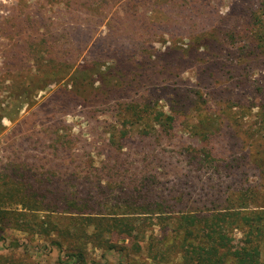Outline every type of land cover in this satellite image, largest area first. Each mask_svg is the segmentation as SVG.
<instances>
[{
	"label": "rangeland",
	"instance_id": "obj_1",
	"mask_svg": "<svg viewBox=\"0 0 264 264\" xmlns=\"http://www.w3.org/2000/svg\"><path fill=\"white\" fill-rule=\"evenodd\" d=\"M55 1L57 0H11L6 5L0 4V172L4 173V178L0 179L1 188L5 184L11 186L15 183H26L30 187L40 182L41 176L35 175L40 172L44 174V183L50 186L49 178L57 175L56 157L59 155L62 161L59 173L61 181L65 183L67 175L73 172H76L74 176L81 174L83 177H91L93 183L86 185L87 197L104 192L105 200L100 204L109 206L116 204L113 200L117 192L114 190L119 180L116 177L110 180L107 175L102 174L107 171L118 174L120 168H114L113 164L120 162L128 165L129 169L143 170L144 175L153 183L151 189L156 196L145 202L148 205L144 203L143 206L150 207L157 202L156 204L162 205L165 213L127 216L130 226L134 228L132 234L105 236L109 242L103 243L102 247H96L85 238L64 241L54 235L24 232L0 223V264H78L72 259L67 260L69 255L77 251L83 252L86 264H184L181 253L189 247L187 241L196 245L201 231L196 230L190 236L189 233L183 236L181 232L175 238L172 231L179 225L177 220L181 215L200 214L198 216L203 217L219 210L224 212L230 207L229 200L240 201L237 196L245 199L247 193L257 194L260 200L250 204L246 202L242 211H264V175L255 166L254 159L258 157V153L252 142L260 133H256L259 127L256 122L258 101L251 98V88L243 92L242 98L250 108L242 113L238 109L241 104H233L235 106L226 113L236 114L237 118L230 121L224 115L218 116L220 104L217 102L208 104L209 109H205V106L194 108L198 101L196 97H204L207 93V88H203L200 80L204 76L200 71L210 58L206 53L163 77L158 76L159 80H147L143 91L153 95L155 109L173 114L167 99H170V93L180 90L186 91L193 101L189 112L182 118L175 117L167 134L161 133L157 124L150 123L149 120L144 123L136 119L119 118V102L116 101L117 96H113L116 94L112 93V89H117L121 80L115 72L103 80L104 87L97 83L94 85L98 88V98L95 101L99 103L96 106L80 100L74 103L72 98L60 96L69 88V84L63 81L59 84L50 82L39 90L37 87L42 84L36 81L37 76L42 71L51 72L54 69L51 68L52 61L76 57L78 62L92 63L99 38L110 31L109 27L113 30L131 29L124 21L129 0H118L109 11L99 16L101 18L98 19L97 26L92 28L88 42L74 52L73 35L67 34V30L61 31L69 27L59 20L61 0ZM263 1L212 0V11L226 17L219 19L217 16L208 24L207 29L212 31L210 27H215V30H221L232 24H243L244 13L254 10ZM147 2L151 5L150 22L158 25L164 23V0H146ZM38 7L41 9L37 10ZM135 7L139 11L143 9L140 3L133 6V9ZM42 10L54 22L47 24L44 29L37 28L33 22L38 20V15L40 18ZM101 19L102 23L99 22ZM87 28L85 22V29ZM196 31L195 26L188 29L186 25L170 29L158 28L151 36H145L144 48L152 50L153 55L156 52H166L172 44L184 48ZM78 38L76 35V39ZM57 39L61 41V46L59 52L55 53ZM121 43L124 47L127 45L126 41L122 40ZM41 58L45 62L39 61ZM259 59H264V55H259ZM95 63L100 72L107 65L112 66L111 60L100 56ZM260 64H252L250 77L253 80L264 74V64ZM224 85L226 84L215 83L212 87L221 89ZM237 96L241 97L239 91ZM206 115L211 117L213 136L200 143L196 136L191 135V129L198 124L200 116ZM152 124L155 125L156 132L150 130ZM236 132L251 137L247 141H241L235 136ZM58 137L61 139L56 141ZM59 145L61 147L57 149ZM210 148L214 151L213 161L206 160L201 154L202 151L209 152ZM243 156L245 158L240 160V164H244L239 168L235 163L232 168L226 166V163L236 157ZM88 158L92 160V168L82 166ZM12 167H18L21 173H28L32 176L31 181L27 178L25 183L20 182V179L11 178L9 173L5 174V170ZM90 170L97 172L92 176L89 174ZM98 173L99 176H96ZM72 185L74 184H69L70 191ZM177 197L179 198L175 200ZM91 231L88 229L89 234ZM164 233L168 236L167 245L175 250L167 259L159 257V246L156 243ZM229 235L232 237V246L240 247L243 244L244 237L239 228L232 229ZM257 243L264 259V238ZM109 245L115 248L110 250L107 248Z\"/></svg>",
	"mask_w": 264,
	"mask_h": 264
},
{
	"label": "trees",
	"instance_id": "obj_2",
	"mask_svg": "<svg viewBox=\"0 0 264 264\" xmlns=\"http://www.w3.org/2000/svg\"><path fill=\"white\" fill-rule=\"evenodd\" d=\"M211 1L164 0L163 9L166 21L158 25L150 22L152 15L150 2L129 0L124 21L131 29L113 30L109 27L110 21L107 20L109 22L107 27L110 28V31L99 38L100 42L93 55L96 61L98 56L111 60L112 66L107 65L105 70L100 72V68L96 67L95 60L92 63H85L76 61V57L65 61L57 58L54 59V62L52 61L51 68L54 69L51 72L42 71L37 76L36 81L42 84L37 88L41 90L50 82L59 84L63 81V83L69 84V88L60 96L70 97L74 103L76 100H80L90 106H96L99 103V101H95L98 98V88H95L94 85L97 83L100 87H104L103 80L107 75L116 73L118 79L121 80V85L117 89H112L114 90L112 93L115 92L116 95L113 96H117L116 101L119 102V118L136 119L144 121V123L149 120L150 123L157 124L161 133L167 134L175 117L182 118L189 112L193 101L190 100L186 91L170 93L171 97L167 101L172 107L174 115L165 113L153 107V95L143 91V88L147 84V80H159L158 76L163 77L182 65L194 62L199 55L206 53L210 58L200 71L204 75L200 80L204 85L203 88H207V93L204 97H196L199 102H196L194 108L205 106V109H209L210 105L208 104L217 102L220 104L218 116L224 115L231 121L237 118V115L226 112L235 106L233 104H241L238 109L242 113L250 108L249 104L245 105L242 98L243 92H247L248 88H251V98L258 101L256 122L259 127L256 133L260 132L255 139L252 138L253 146L258 153L254 162L264 175V74L257 76L254 80L250 77L252 64L253 66L259 65V63L264 64V59H259V55H264V1L254 10L244 13L243 24H232L221 30L210 27L212 30L210 31L207 26L214 18L218 16L219 19H225L226 17V15L219 16L218 13L212 11ZM55 2H59V0ZM60 3H62V9L61 12L58 9L61 14L59 20L69 25L61 31L67 30V34L73 35L75 41L72 43V49L77 52L90 39L92 28L97 26L98 19L101 18L99 16L109 11L115 3H118V0H61ZM139 3L143 8L142 11H139L137 7L133 9V6H137ZM39 9L41 7L37 8V10ZM45 12L42 10L40 18L38 15V20L33 21L37 28L44 29L47 24L54 23L53 19L50 20L46 17ZM94 19H97L95 23ZM85 22L88 26L87 29H85ZM99 22L102 23V19ZM184 25L188 29L193 26L197 28L195 36L188 40L184 48L172 44L166 52H156L154 55L152 50L144 48L145 36H151L152 32L158 28L170 29ZM76 35L79 36L78 39H76ZM122 40L127 43L125 47L121 43ZM60 42L59 39L56 40L58 46L55 53L59 52ZM39 61L45 62L42 58ZM38 64L41 65V63ZM124 81L126 82L123 83ZM215 83L226 85L221 89H213L212 85ZM238 91L241 97L237 96ZM162 93L165 95L164 90ZM200 117L198 124H195L191 129V135L196 136L199 142L213 134L210 115ZM150 126V130L156 132L155 125ZM234 134L241 141H247L251 137L240 135L241 133L237 132ZM59 139L61 138H56V141ZM213 143L215 144V141ZM59 147L61 145L57 146V149ZM213 152L210 148L209 152L199 153L204 155L206 160L213 161L215 158ZM244 158L245 156L236 157L226 163V166L232 168L235 163L239 165V168L244 164V162L240 164V160H244ZM56 160L58 168L55 170V174L57 175L49 178L50 186L44 183L42 178L44 174L41 172L35 174L41 176L40 182L29 187L25 180L28 178L31 181L32 176H29L28 173H21L18 167L5 170V174L9 173L14 180L20 179L19 181L24 182L25 185L15 183L11 186L5 184L4 188L0 186V223L3 226L24 232L43 233L46 236L54 235L64 241L85 238L87 242L96 247H102L103 243L109 242L105 236L132 234L134 228L130 226L127 216L149 213L162 215L165 213L162 205L156 204L157 202L152 203L150 207L143 206L148 205L145 202L156 198V196L151 189L153 183L148 180L141 169H129L128 165L118 162L113 164L114 168H120L118 174L108 171L102 174L107 175L110 180H113L114 177L119 180L115 184L114 190L117 192L113 200L116 204L107 206L105 203L100 204L102 200H105L104 192L93 193L87 197L86 185L93 183L91 177H83L81 174L74 176L76 172H73V174L67 175V180L63 183L59 177L62 170V161L59 155ZM91 165L92 160L88 158L82 166L92 168ZM95 172L97 170H90L89 174L93 176ZM3 175L4 173L0 172V179L4 178ZM99 180L100 178L97 182ZM69 184H74L71 186L72 191L69 190ZM241 198L237 196L240 201L229 200L230 207L228 206L224 212L219 210L203 217L198 216L200 214L196 216L183 214L180 219L178 218L179 225L172 231L175 238L179 237L181 232L183 236L185 233H189L190 236L196 230L197 232L201 231L200 240L196 245L189 244L187 241L186 244L189 247H186L187 249L181 253L184 264H227L228 262L231 264H264L257 243H260L264 238V211H242L246 202L248 204L256 202L260 200V197L257 194L247 193L245 199ZM198 227L200 228L198 229ZM234 228H239L244 237L240 247L231 245L232 237L229 234ZM88 229L92 230L90 234ZM165 233L161 240H156L157 246H159L158 255L161 259H167L175 253L172 246L167 245L168 236ZM107 248L112 250L115 247L109 245ZM69 259L78 264H86L81 251L72 253L68 256L67 260Z\"/></svg>",
	"mask_w": 264,
	"mask_h": 264
},
{
	"label": "built area",
	"instance_id": "obj_3",
	"mask_svg": "<svg viewBox=\"0 0 264 264\" xmlns=\"http://www.w3.org/2000/svg\"><path fill=\"white\" fill-rule=\"evenodd\" d=\"M11 0H0V4L6 5L8 3H10ZM2 13V11H0Z\"/></svg>",
	"mask_w": 264,
	"mask_h": 264
}]
</instances>
